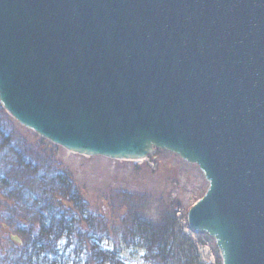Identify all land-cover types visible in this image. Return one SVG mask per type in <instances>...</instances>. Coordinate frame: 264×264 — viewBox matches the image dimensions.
Masks as SVG:
<instances>
[{"label":"water","instance_id":"obj_1","mask_svg":"<svg viewBox=\"0 0 264 264\" xmlns=\"http://www.w3.org/2000/svg\"><path fill=\"white\" fill-rule=\"evenodd\" d=\"M0 104L73 154L197 165L190 230L264 264V0H0Z\"/></svg>","mask_w":264,"mask_h":264},{"label":"trees","instance_id":"obj_2","mask_svg":"<svg viewBox=\"0 0 264 264\" xmlns=\"http://www.w3.org/2000/svg\"><path fill=\"white\" fill-rule=\"evenodd\" d=\"M7 119L0 105V235L6 225L22 243L7 244L0 238V264H60L59 243L66 239V248L70 247L75 237L84 238L83 253H90L86 264H116L123 243L118 227L124 231L125 244L147 250L151 264H203L197 244L185 232L189 226L177 219L175 207L154 221L147 216L143 197L120 193L122 204L112 205L113 221L109 223L89 207L67 174L59 167L49 168L48 154L40 157L42 173L33 159H24L22 151H28L29 146L10 141L12 134L3 127ZM5 150L10 151L12 164L2 157ZM105 241L114 242V248L103 249Z\"/></svg>","mask_w":264,"mask_h":264},{"label":"rangeland","instance_id":"obj_3","mask_svg":"<svg viewBox=\"0 0 264 264\" xmlns=\"http://www.w3.org/2000/svg\"><path fill=\"white\" fill-rule=\"evenodd\" d=\"M3 110L6 112L4 108ZM6 114L9 119L3 122V127L12 134L9 137L10 141L16 145L29 146L28 151L21 150L24 159L28 161L33 159V164L38 167L37 171L42 173L44 167L40 157L44 153L48 154L51 157L49 168L59 167L61 172L67 174L78 187L89 207L103 214L109 223L113 221L112 205L115 207L121 205L120 193H126L143 197L142 201L145 200L147 206V216L154 221H158L161 214L175 207L178 211L177 219L185 226L188 224L189 210L197 204L209 188L208 181L197 165L188 163L172 152L157 149L140 162L73 154L22 126L7 112ZM16 147L20 151V147ZM9 154L10 151L5 150L2 157L5 158V163L12 164ZM29 187L30 190L33 189ZM3 229L0 238L4 243L8 244L11 241L16 244L22 243L14 239L19 237L6 225H3ZM118 229L119 238L123 243L119 247L120 251L115 263L151 264L147 259V250L138 244L134 246L125 244V236L122 234L124 231L120 227ZM185 232L197 244L203 264H219V261L222 263L220 251L214 239L204 233H197L200 234L199 237L190 228ZM83 240V237H75L71 246L67 248L66 239L61 240L58 246L60 264H86L87 254L90 253H83L81 242ZM101 245L103 249L114 248V242L105 241Z\"/></svg>","mask_w":264,"mask_h":264},{"label":"bare ground","instance_id":"obj_4","mask_svg":"<svg viewBox=\"0 0 264 264\" xmlns=\"http://www.w3.org/2000/svg\"><path fill=\"white\" fill-rule=\"evenodd\" d=\"M140 161H143V160H137V161H135V162H140Z\"/></svg>","mask_w":264,"mask_h":264}]
</instances>
